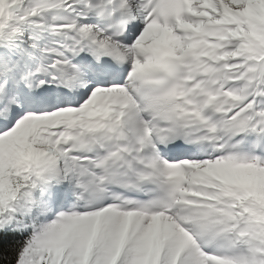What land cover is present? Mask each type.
Masks as SVG:
<instances>
[{
    "label": "snow or ice",
    "instance_id": "6c2138e0",
    "mask_svg": "<svg viewBox=\"0 0 264 264\" xmlns=\"http://www.w3.org/2000/svg\"><path fill=\"white\" fill-rule=\"evenodd\" d=\"M0 264H264V0H0Z\"/></svg>",
    "mask_w": 264,
    "mask_h": 264
}]
</instances>
